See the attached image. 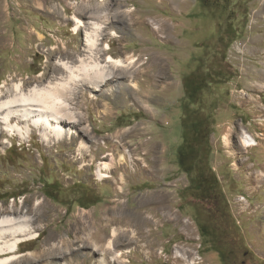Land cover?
<instances>
[{
  "label": "rangeland",
  "instance_id": "rangeland-1",
  "mask_svg": "<svg viewBox=\"0 0 264 264\" xmlns=\"http://www.w3.org/2000/svg\"><path fill=\"white\" fill-rule=\"evenodd\" d=\"M97 54L127 67L68 81ZM263 71L264 0H0L2 101L58 85L77 123L50 144L0 124V218L36 220L20 263L68 243L49 264H97L119 238L108 264H264Z\"/></svg>",
  "mask_w": 264,
  "mask_h": 264
},
{
  "label": "bare ground",
  "instance_id": "bare-ground-1",
  "mask_svg": "<svg viewBox=\"0 0 264 264\" xmlns=\"http://www.w3.org/2000/svg\"><path fill=\"white\" fill-rule=\"evenodd\" d=\"M78 23L80 24V26L83 25L81 23V21H78ZM88 43H90L91 47H95L94 49L96 51L94 52V55L96 54L97 51H99L98 49L102 45V43L96 44L94 41L90 42L89 39H88ZM100 51L104 52L105 49L102 48V49H100ZM96 56H98V58H101L102 60L100 62H95L94 64H92L88 67L87 66L83 67L84 74H86V75H81V72H82L81 69H80L81 71L78 70L79 74H74L70 70L69 66L64 65L63 69H65L67 72L70 71V73H71V75L68 78V81L69 82L74 81L75 78H77L79 81L84 79V84L88 83L89 87H90V85H91V87L92 86L97 87L98 86V82H96L97 80H99V79L109 80V79L113 78V76H110L108 74L107 67L101 66V64H100L101 62L106 63L107 65H109V67H113V68H117V69L127 67V65H126L127 61H124L121 59L120 60L114 59L111 56L107 57V59H106L104 57L102 58V55L99 56V54H97ZM109 63H111V65ZM84 77L85 78L90 77L89 78L90 80H87L88 78L85 79ZM256 79L259 82H264V71L259 73V75H256ZM59 85H62V84H59ZM21 91H22V89L20 90V92H18V94L15 93L14 95H12L11 98L8 97L4 101H2L3 96L0 95V124H2L3 125L2 128L7 129L8 132L16 133L18 136L21 137L20 131L22 130L23 127L20 126V123L24 122V123H26L25 125L33 126L34 128L35 127L42 128L43 132H41V137L43 138L44 142H46V144H50L52 141L51 138L53 139V138H59L61 136H65L66 133L67 134L70 133L69 130H71L70 127H72L70 125H74V124L76 125L77 124V123H75V121L73 122V119L75 117H73V116H66L65 117V115H63L61 113L62 111H61V109H59L60 107H58L59 106L58 102L61 100V96H62V92H63V91H61V89H59L58 85L52 86L50 89H42L41 88V89H33L32 91L29 90V91H31L30 95L23 94V93H21ZM77 92H79V91H77ZM5 96H7V95H5ZM66 118L69 120H67ZM13 121H17V122H15V124H14ZM67 126H70V127L68 128ZM2 128H0V134L2 133V131H4ZM25 129H27V127ZM24 139H26V138H24ZM241 139H242L241 143L244 147L245 146L246 147H252L255 145L253 140L244 131L242 132ZM108 155H110V154H108ZM120 159L122 160V162H124L125 161L124 155H121ZM102 167L106 169L107 165L104 164V166H102ZM99 173H101V172H99ZM103 178H106V177L102 176V174H100V179H103ZM21 213L22 212H19V210H13L12 212L9 213L8 216L0 218V264H23V263H20L21 261H19V258H21L23 255L21 256V254H19L18 245L24 241L35 238L34 236L33 237H29V236L34 235L33 231L35 228L36 220H34L33 217L30 218L27 213L25 214L27 216L21 215ZM37 213H38V211H37ZM122 220H119V222H123L126 225V227H129L131 225L132 226L134 225L136 227V229H137L136 233L138 235L136 233H134L135 237L131 236L132 239H134L136 241L137 240L136 236L141 237L140 234L143 233V228L146 226L147 221H145L144 219L142 220L141 218H137L134 222H130V220H127V222L125 220H123V221ZM127 229H129V228H127ZM134 230H135V228H134ZM117 231L118 230L116 228H114L112 230V234H113V237H115V239L118 238ZM122 232H129V230H122ZM147 233L149 234V232H147ZM130 234H133V233H130ZM134 240H132V242H128V244H126V245H131L132 243H134L135 247L138 248V245L135 243ZM116 241L111 240L108 242L109 252H104L103 254H100L99 262H96L97 264H108L106 258L108 256H113V257L115 256L116 250L120 246V245L118 246L115 244ZM81 243L83 245H86L89 243V241L86 238H83V239H81ZM67 244L68 243H63V246L62 247L60 246L59 248L56 247L55 244L52 246H49L48 249L43 251V254H40V256H34V258L39 262L46 261V263L49 264L50 259L53 260V259H55V257L59 256L60 254L61 255H62V253L64 254L63 250L69 247V244L68 245ZM15 247H16V249H15ZM146 247H148V246L146 245L145 248ZM145 248L141 247V249H143V250ZM120 256H121V254H120ZM114 258L116 259V257H114ZM16 261H18V263H15ZM31 261H32V259H30L29 262H31ZM33 261H34V259H33Z\"/></svg>",
  "mask_w": 264,
  "mask_h": 264
},
{
  "label": "trees",
  "instance_id": "trees-1",
  "mask_svg": "<svg viewBox=\"0 0 264 264\" xmlns=\"http://www.w3.org/2000/svg\"><path fill=\"white\" fill-rule=\"evenodd\" d=\"M202 1H203V2H206V1H208V0H202ZM188 80H189V79H188ZM185 83H186V82H185ZM183 155H184V154H183L182 152H180V158H181V159H182V157H184ZM181 164L184 165V161L182 162V160H181ZM211 177L214 178L213 175H211ZM198 182H199V180H198ZM200 182H201V179H200ZM200 182H199V183H200ZM198 185H199V184H198ZM202 185H203V184H202ZM210 192H211V191H210ZM210 192H208L207 194H209Z\"/></svg>",
  "mask_w": 264,
  "mask_h": 264
}]
</instances>
